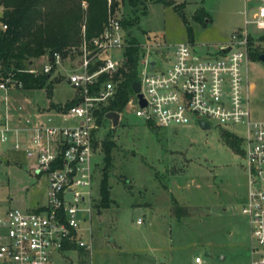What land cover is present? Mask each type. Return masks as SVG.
<instances>
[{
  "label": "rangeland",
  "instance_id": "rangeland-1",
  "mask_svg": "<svg viewBox=\"0 0 264 264\" xmlns=\"http://www.w3.org/2000/svg\"><path fill=\"white\" fill-rule=\"evenodd\" d=\"M128 0H119L117 13L121 18L130 12ZM183 2L182 12L172 5L147 0L146 13L131 24L132 34L140 44L151 43L162 36L170 56L174 44L186 41L203 54H219V47L230 40L231 33L253 27V18L264 0H175ZM264 53V38L254 42ZM105 56L123 60L120 48ZM162 66L171 60L163 61ZM43 57L34 59L27 70L42 71ZM79 63L77 56L65 58L54 67L51 96L45 87L11 92V106L21 105L22 113L33 120L52 117L53 123L68 125L51 114L50 101H65L74 93L67 81L68 67ZM249 79L254 85L249 103L253 118L264 119V62L249 61ZM69 100V99H68ZM58 102L65 104L68 102ZM38 108V109H37ZM41 112H40V111ZM116 127L105 120L99 130V151L94 155L95 179L92 196L95 210L84 223L91 227L94 264H195L194 257L203 255L204 264H250V232L248 217L241 211L247 201L246 172L242 167L241 150L235 152L220 136L222 128L242 133L237 124L220 125L209 119L211 126L203 129L190 120L182 125L153 127L124 107ZM111 128L113 130L111 131ZM111 132V133H110ZM110 133L113 140L109 167V206H101L99 183L102 177L104 152L102 141ZM3 167L0 197L5 205L25 209L45 204L48 194L46 173L32 174L35 159L23 150L9 149ZM177 206L183 210L177 214ZM141 218V222H137ZM204 249L212 256L204 255ZM75 259V258H74ZM62 258L53 255L52 264Z\"/></svg>",
  "mask_w": 264,
  "mask_h": 264
},
{
  "label": "built area",
  "instance_id": "built-area-1",
  "mask_svg": "<svg viewBox=\"0 0 264 264\" xmlns=\"http://www.w3.org/2000/svg\"><path fill=\"white\" fill-rule=\"evenodd\" d=\"M2 10L0 4V16ZM250 22L252 28L245 19L244 27L231 33L230 40L219 47V54H203L191 43L179 41L169 56L162 36L139 44L137 74L145 105H140L134 91L124 106L134 108L136 115L156 126L182 125L190 120L199 123V119L210 126L209 119L220 125L241 126V134L231 131L241 139L242 167L248 184L247 201L241 211L248 217L250 264H264V119L251 114L248 70L249 37L257 39L264 33V4H259ZM5 27L0 18V29ZM89 42L92 49L82 39L79 63L68 67L67 81L75 92L73 103L54 106L51 113L63 120L74 119V123H53L52 117L33 120L18 111L21 105L18 110L13 108L11 92L23 88L22 82L0 72V182L10 148L21 149L34 158L32 174L46 173L48 180L47 201L38 208L8 206L0 197V264H52L56 254L62 258L61 264H94L91 227L85 228L84 223L91 220L95 210L91 187L94 155L101 143L99 130L105 120L112 125L106 114L99 120L100 105L115 96L116 82L112 78L125 60L128 45L121 17L111 14L104 29ZM228 45V51L223 52L221 47ZM115 48L122 49L123 60L105 56ZM155 49L160 52L155 53ZM159 57L171 63L162 66ZM50 59L58 64L62 61L57 52L45 57L42 72H50ZM151 59L155 60L152 66ZM101 73L109 78L100 81ZM194 262L204 264L203 255H196Z\"/></svg>",
  "mask_w": 264,
  "mask_h": 264
},
{
  "label": "trees",
  "instance_id": "trees-1",
  "mask_svg": "<svg viewBox=\"0 0 264 264\" xmlns=\"http://www.w3.org/2000/svg\"><path fill=\"white\" fill-rule=\"evenodd\" d=\"M156 2L172 5L173 8L181 10L183 2L176 3L175 0H153ZM130 12L121 18V24L127 31L128 45L124 49L125 60L113 75L116 82L115 96L100 105L99 120L109 111L121 112L125 103L132 96V82L139 79L137 64L140 53V43L132 34L131 24L139 19V13H146L147 0H128ZM3 7L1 20L6 23L5 28L0 29V72L3 76H10L16 81L21 80L22 87L35 89L45 87L51 96L53 82L57 79L47 72H31L28 66L34 64V59L49 58L55 52L62 59L69 56L74 58L80 54L79 46L85 38L88 46L91 38L98 36L104 29L111 14L115 13L119 0H0ZM250 38L248 52L252 58H258L260 52L258 44L254 42L264 38V33L259 37ZM52 62V68L55 61ZM96 66H92V69ZM106 73L100 74V81L108 79ZM74 99L68 100L65 107L72 104ZM60 104L51 102V106ZM153 127H156L152 122ZM113 128H111V131ZM223 141L235 152L240 151V137L222 128L220 129ZM111 133V132H110ZM110 133L102 138L104 164L102 177L100 179V202L103 206H109V167L112 156L113 140ZM177 214L183 210L181 206L176 208ZM179 211V212H178Z\"/></svg>",
  "mask_w": 264,
  "mask_h": 264
},
{
  "label": "water",
  "instance_id": "water-1",
  "mask_svg": "<svg viewBox=\"0 0 264 264\" xmlns=\"http://www.w3.org/2000/svg\"><path fill=\"white\" fill-rule=\"evenodd\" d=\"M230 48V46H222L221 47V50L223 52H227L228 49ZM155 53H159L160 51L155 49L154 50ZM259 60L263 61L264 62V53L261 52L260 55H259ZM155 63V60L154 59H151L150 61V66H152L153 64ZM131 88L132 90L136 91L137 92V96L140 98V105H145V100L142 98V93L139 92V88H140V82L138 80H135L132 82V85H131ZM106 116L108 119H110L111 123H112V127H116L117 124H118V120H119V112L117 111H109L106 113ZM199 125L203 128V129H208L210 128V124L206 121V120H203V119H199ZM204 255L206 256H212L213 253L211 250L209 249H204Z\"/></svg>",
  "mask_w": 264,
  "mask_h": 264
},
{
  "label": "crops",
  "instance_id": "crops-1",
  "mask_svg": "<svg viewBox=\"0 0 264 264\" xmlns=\"http://www.w3.org/2000/svg\"><path fill=\"white\" fill-rule=\"evenodd\" d=\"M66 58H68L69 59V56H67ZM65 59V58H64ZM251 86L252 85H254L252 82H251V84H250ZM252 88H253V86H252ZM74 95H75V92L72 94V96L71 97H69L68 99L70 100V99H73V97H74ZM67 99V100H68ZM67 100H65V101H67ZM65 101H50V103H49V105H48V107H47V109L48 110H51L52 111V109H54L53 107V105L51 106V102L53 103V104H55V103H58V102H65ZM38 109V108H37ZM40 111V110H39ZM41 112V111H40ZM27 115V114H26Z\"/></svg>",
  "mask_w": 264,
  "mask_h": 264
}]
</instances>
